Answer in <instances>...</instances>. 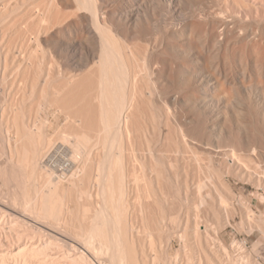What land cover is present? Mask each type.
I'll list each match as a JSON object with an SVG mask.
<instances>
[{
    "label": "bare ground",
    "instance_id": "1",
    "mask_svg": "<svg viewBox=\"0 0 264 264\" xmlns=\"http://www.w3.org/2000/svg\"><path fill=\"white\" fill-rule=\"evenodd\" d=\"M9 57L12 64L17 63L21 88L15 90L20 93L19 99L14 91L18 99L15 104V96L8 91L13 85L7 80L9 88L5 93L15 100L11 97L14 104L6 101L15 112L10 118V112L6 115L9 110L3 107L7 111L2 120L11 121L4 126L5 122L0 120V161H5L3 167L0 165V179L2 186L15 184L19 193L12 196L14 209L9 207L8 200L0 201V264H79L81 260L85 264V250L91 252L98 264H107L102 257L110 264H141L138 259L143 257L136 245L141 255L137 254L132 241L134 230L131 232L129 226L132 223L128 222L131 217L126 203L131 196L135 198L132 193L140 185L148 193L152 190L151 183L142 178L145 172L154 175L161 194L169 193L171 175H176V170L171 173L172 158H181L184 152L193 154L194 159L198 155L203 158V154L214 159L215 153H221V162L216 165L226 176L239 177L240 182L251 183L264 193V176L253 178L247 170L257 169L254 159L264 157V131H260L264 130V0H0L2 81L5 70H11L6 69ZM31 92L36 93L37 100L35 97L33 114L27 116L34 101L29 110L23 105ZM61 117L65 131L57 124L61 132L57 133L55 128L51 135L50 129L47 135L46 129L49 131ZM227 141L231 146L226 148L223 143ZM208 159L207 163L204 161L207 169H203L207 172L215 167L214 161ZM182 160L181 167H192L195 162L187 159L190 166H184L185 159ZM200 171L201 174V168ZM212 171L214 175L218 173ZM221 175H215L218 181L214 180L228 191L229 183ZM197 177L195 187L201 189L205 183L197 181L202 178ZM141 178L145 185L140 183ZM206 178L202 179L208 183L210 178ZM213 181L207 192L216 190ZM230 191L229 198L218 193L215 196L218 194L216 197L229 206L233 198ZM196 192L192 196L199 199ZM207 192L195 202L209 205L205 203L207 199L203 202L210 193ZM2 198L8 199L6 195ZM162 199L168 197L164 195ZM149 201L159 208L155 200ZM133 203L136 205L137 201ZM89 206L93 212L87 210ZM228 206L225 207L230 213ZM161 210L160 218L165 215ZM224 211L221 219L210 212L213 222L216 218L217 231L232 228V218ZM77 220L84 224L79 222L75 227L72 221L78 223ZM196 220L197 225L200 220ZM43 224L59 225L63 231L71 232L84 253L79 250V256L70 255L66 250L71 244L67 238L47 233L39 227ZM195 227V232H189L196 236L198 244H190L197 246L200 242L201 248H194L197 252L201 249L208 261L202 243L209 249L208 240L213 236L208 227ZM30 230L45 234L44 243H40V238V245H36L32 239L35 243L25 246L24 239ZM254 230L264 236L262 217L251 232ZM217 231L210 233L216 236ZM205 235L210 238L206 240ZM179 238L186 243L184 233ZM212 240V247L222 253V258L223 253L227 256L226 246L216 237ZM63 246L69 253L61 251ZM258 246L255 242L253 251ZM182 247L186 248V244ZM212 249L215 250L210 247V253L217 255ZM221 256L215 257L220 263L224 261ZM241 261L257 264L249 255ZM237 263L243 264L238 260Z\"/></svg>",
    "mask_w": 264,
    "mask_h": 264
},
{
    "label": "rangeland",
    "instance_id": "2",
    "mask_svg": "<svg viewBox=\"0 0 264 264\" xmlns=\"http://www.w3.org/2000/svg\"><path fill=\"white\" fill-rule=\"evenodd\" d=\"M10 58V59H9ZM8 59H7V61H6V63L8 64L7 66H6V69L7 70H9V69H11V70H9V71H11V73L9 72V71H6L5 70V72H4V79H3V81L1 80V78H0V95L2 96L1 98H0V102H2V103H0V113H1V116H0V120H1V122L3 123V122H5L3 125L4 126H6V125H8V124H10V122L9 121H11V120H5V121H3L2 120V118H4V117H2V115L3 114H6L5 112L7 111V110H9V111H7V116H8V113L10 114L9 115V117L11 116V117H13V111H14V109L15 108H12V104H14V103H12V102H15V104H16V102L18 101V99H19V94L20 93H18V91L16 92L15 90H20V89H18L19 87L21 88V85H18V84H20V82L18 83L17 81H19L18 79H19V73L17 72V69H16V67H17V63L15 64V63H11L12 62V59H11V57H9ZM18 59V58H17ZM10 60H11V62H10ZM17 61H19V60H17ZM16 61V62H17ZM9 62H10V65H12L11 67H9L10 65H9ZM21 60H20V62H18V63H20L21 64ZM3 64V63H2ZM16 66V67H15ZM14 68L16 69V71L15 72H12V71H14ZM2 67H1V64H0V73H1V71H2ZM17 73V74H16ZM8 74H9V76H11V77H9L8 76ZM11 74V75H10ZM14 74V75H13ZM16 75H18L16 78H15V76ZM7 76H8V78H7ZM0 77H1V74H0ZM16 79V81H15V83L13 82L12 83V80L14 81L15 79ZM7 80H8V82H9V80H11L10 81V84H12V85H10V87L11 88H13V89H9L8 90V86H9V83L7 82ZM5 81V82H4ZM2 82H3V84H5V85H3L2 84ZM7 83H8V85H7ZM1 85H2V88H4L5 89V87H7L5 90L4 89H2L1 88ZM16 85H18V86H16ZM5 86V87H4ZM14 88H16V89H14ZM3 90V91H2ZM9 91L10 92V95L12 94V95H14L15 96V94L17 93V98H16V96L14 97V98H16V100L15 101H12V98L10 97V95H8L9 93H5L6 91ZM7 91V92H8ZM14 91L16 92L15 94H14ZM12 92V93H11ZM32 93V92H31ZM4 94V95H3ZM34 94H36V93H32V95L31 94H29L28 95V99L25 101V105H23V107L24 106H27V109L29 110L30 109V107H32V109L30 110L31 111V114L29 113L28 115H27V113H28V111H27V113H26V115L27 116H31L32 114H33V112L32 111H34V107H35V104L34 103H36V101H34V99H35V97H36V100H37V95L35 96ZM8 96V97H7ZM3 97H4V100H3ZM11 98V100H9ZM32 99H33V101H32ZM9 101L10 103H12L11 105H10V103L8 104L7 103V101ZM12 101V102H11ZM31 101L33 102L32 104H31ZM30 102V103H29ZM8 105H10L9 106V109L7 108V104ZM28 103V105H26ZM4 104H5V106H4ZM29 104H31V106L28 108V106H29ZM34 104V105H33ZM14 106V105H13ZM6 108L7 110H5V112H4V108ZM13 109H11V108ZM16 107V106H15ZM1 110H3V111H1ZM12 110V111H11ZM29 111V112H30ZM2 112H4V113H2ZM15 112V111H14ZM4 116V115H3ZM2 117V118H1ZM8 117V119H10ZM6 121H7V124H6ZM65 123V121H64V119L61 117L60 118V120H59V122H57L56 123V125L54 126V127H52V128H49V131H48V129H46V134L47 135H50V129H52V133H51V135L55 132V131H57V133L62 129L63 131H65L64 130V124ZM57 124L59 125V127L57 126ZM63 125V127H61ZM60 128V130L58 129V128ZM55 128H57L58 130H56ZM54 129H55V131H54ZM61 130V131H62ZM60 131V132H61ZM62 131V132H63ZM260 131H264L263 129H261ZM49 134H48V133ZM59 132V133H60ZM226 143V144H225ZM229 143V144H228ZM221 144V143H220ZM224 145H226L225 147L227 148V147H229V146H231V142H229V141H227V142H224L223 143ZM223 144H221L222 145V147L224 146ZM220 145V146H221ZM262 145L264 146V144L262 143ZM225 148V149H226ZM188 153H190V152H184L183 153V155H186V157H188L187 155H190V157H192L193 159H191L190 157L189 158H184L185 156H183L182 155V157L180 158V156H175L174 157V159L175 158H177L178 157V160H174L173 158H172V168H173V170H171V173L173 174L174 172L173 171H175L176 170V172L174 173V174H176V175H171V190H170V192L168 193V191H164L165 192V194L164 193H160L159 191H158V186H157V184L155 183V177H153L154 175L151 173V175L148 173V172H145V175H144V177H142L144 180H146V183H148V182H150L151 183V187H152V190L151 191H153V193L150 191V193H148L149 191H146L144 188H143V190L141 189L142 188V186H143V184H142V182H144V185H145V181L141 178L140 179V183L142 184V185H140V183H139V185H140V188H139V190L138 191H136V190H134V194H136V193H138L139 195L140 194H143V195H140V198H137L138 197V194L137 195H134L133 193H132V195L133 196H135V198H132V196H131V200L129 201V204H128V202L126 203L127 205H129V206H127V209L129 210L128 212V216L129 217H131V219L129 218L128 219V222L130 223H132V225L131 224H129V226L132 228V230H131V228H130V230H131V232L134 230H136V232H134L133 231V233H131V237H133L132 239V241H133V243H134V246H135V249L137 248V249H141V253H142V255L140 254V252H139V250L137 251V249H136V252H137V254L140 256L141 255V258L142 259H138L139 260V263H145V261L146 262H148L147 264H157L158 263V261H164L163 263L162 262H160L159 264H183V262H184V264H189V263H191V264H197V263H199V264H210V261H212V264H221V263H229V262H231L232 264H238L237 263V260H238V262L240 263H243L241 260H242V258H246V256H248L249 255V257L250 258H252L254 261H256V263L257 264H264V236L258 231V230H254L253 232H251V229H255V225H256V221L260 218V217H262L263 219H264V201H262L261 199V197H264V193H263V191L262 190H260V189H258L257 187H255V186H253L251 183L250 184H248V182H240L242 179L241 178H239V177H236V176H232L231 177V175H229V176H226V175H228V174H224L223 172H222V170L220 169V166H218V165H216V164H220V160L222 159V156L220 155L221 153H215V158L213 159L212 157H208L207 155H205V154H201L202 156H203V158H200L199 159V155H198V159L199 160H202V159H206V158H204L205 156H207L208 158V161L209 160H211L210 162H213L214 163V165H215V167H214V165H213V163L211 164V165H213V169L216 171V173L217 174H215V175H218V174H222L220 177H222L223 178V180L224 181H226V182H228L229 183V190L228 191H230L229 192V194L231 193V195L230 196H232L233 198L232 199H230L231 201H230V204H231V206H230V204H229V206L228 205H224L222 202H221V200L218 198V197H216V196H219V195H221V196H228V191H227V189H226V191L225 190H223V187H222V189H221V185H220V181H219V184L217 185V183H216V181H218V179H217V177L212 173V172H214V171H212L213 169H211V168H209V170L210 171H212V172H210L209 170V172H207V170H203V169H207L206 168V163H207V159H206V163L202 160V162L203 163H205V164H203L202 162H200V161H198V159L197 160H195L196 159V157H195V159H194V155L192 156L191 155V153L190 154H188ZM201 155H200V157H201ZM260 157H262L263 159H261V158H259V159H257L256 157H252V158H256V159H254V167H255V165L258 167L257 169H255V168H252V167H250V168H248L247 170L249 171L248 173L250 174V175H252V177L253 178H256V177H260L261 179L263 178V172H264V157H263V155H261ZM182 158H183V160L185 159V160H187V159H189V160H192L193 162H194V160H195V162H194V164L192 165V167L189 165L190 164V161L188 162V160L187 161H185L184 160V166H186V164H188V166H190L189 168L186 166V167H181V166H183L182 165V163H180V161L182 160ZM180 159V160H179ZM261 159V160H260ZM182 160V161H183ZM176 161H177V165H175V163H176ZM179 161V162H178ZM220 161V162H219ZM196 162H198V164L196 163ZM200 162V163H199ZM210 162L207 164V165H209L210 164ZM219 162V163H218ZM203 164V166H202V164ZM0 165L3 167L4 165H5V161H3V160H1L0 161ZM196 165V166H195ZM200 165H201V167H200ZM176 167V169H174L175 167ZM193 166H195L196 168H193ZM205 166V167H204ZM182 168L181 170L179 169V168ZM198 167H199V169H198ZM208 167V166H207ZM210 167V166H209ZM218 167V168H217ZM177 168H178V170H177ZM192 168V169H191ZM200 168L202 169V173L200 174ZM215 168H217L218 169V171H217V169H215ZM190 170V172L188 171L187 172V170ZM196 169V170H195ZM197 169L199 170V172L197 171ZM181 171V177H180V175H179V172ZM182 170H183V172H182ZM184 170H186V172H184ZM194 170V171H193ZM147 171V170H146ZM193 171V172H192ZM195 171H197L196 173H194ZM203 171H205V172H203ZM207 172V173H206ZM8 174H7V177H8V179H9V173H10V169H8V172H7ZM187 173V175H185ZM189 173V174H188ZM211 173H212V176H213V178H212V176H210L211 175ZM215 173V172H214ZM138 174V173H137ZM146 174H149V175H146ZM202 174H204V175H202ZM209 174V176H207ZM140 175V174H139ZM195 175H199V177H197V176H195ZM138 176V175H137ZM148 176H150V177H148ZM174 176H176V178L174 177ZM185 176H187V178H185ZM192 176H194L193 178H192ZM203 176H204V178H206V180H209V178H210V180H209V182L208 183H210V184H208L207 183V181L205 182L204 180L205 179H202L203 178ZM215 176V177H214ZM146 177V178H145ZM183 177V178H182ZM195 177H197V179H199V178H201L200 180H197V181H200L201 182V180L205 183V185H207L206 187H205V185H204V187L203 188H201V189H198L197 187H195V185L197 184L196 183V181H195ZM176 180H175V179ZM182 179V181H180V179ZM191 178V179H190ZM214 180V178H215V180L213 181L212 179ZM152 181H150V180ZM154 179V180H153ZM186 179V180H185ZM187 179L189 180L187 183H186V187H183V186H185L184 184V181H187ZM193 179V180H192ZM240 179V180H239ZM141 180H143V181H141ZM184 180V181H183ZM194 181V182H192V181ZM148 181V182H147ZM176 181H177V183H176ZM191 181V183L193 184L194 183V185H190L189 184V182ZM211 181H213V182H215L214 183V185H215V188H216V190L218 191H216L215 189H213V190H211V191H208V192H210L209 194H210V196H212V197H210V198H212V200L210 201L211 202V204H212V208L218 213V214H216V212H214L215 214H213V212H211L210 211V207L211 206H209V205H211L210 204V202L209 201H207L208 199H209V194H206L207 195V197L206 198H204V200H203V202H205V199H207L206 200V204H209V205H205L203 202H202V204H204L205 206H203V205H201V202L200 203H196V202H198V200H200V197L203 199V196L205 197V195H204V193H206L207 191V189H212V187H209L210 185H211ZM154 182V183H153ZM181 183V185H180V183ZM202 182V183H203ZM176 183V184H175ZM182 183H183V185H182ZM196 183V184H195ZM207 183V184H206ZM156 184V185H155ZM15 184H13L12 182L11 183H8L7 184V186H2V181H1V179H0V189H2V191L0 190V201H7L8 200V204H9V207L10 208H13L14 209V207L12 206V196H13V194H16V193H19V191H18V189H16V186H14ZM155 185V186H154ZM177 185V186H176ZM252 185V186H251ZM157 186V187H156ZM179 186L181 187L180 189H179ZM187 186L189 187L188 188V191H187V189L185 190V188H187ZM190 186H192V188L190 187ZM197 186V185H196ZM212 186V185H211ZM218 186H220V187H218ZM15 187V188H14ZM153 187H155V188H153ZM208 187V188H207ZM214 187V186H213ZM5 188V189H4ZM183 188V189H182ZM255 188H257V189H255ZM157 189V190H156ZM198 189V190H197ZM12 190H16V191H12ZM185 190V191H184ZM197 192H196V191ZM199 190H201V192L199 191ZM215 190V191H214ZM135 191H136V193H135ZM155 191V192H154ZM184 191V192H183ZM193 191H194V194H193ZM201 193V194H198L199 192ZM141 192V193H140ZM143 192V193H142ZM158 192L161 194H158ZM177 192V193H176ZM195 192H196V196H199V199H197L198 197H196V199H194V196H195ZM207 192V193H208ZM214 192V193H213ZM153 195H152V194ZM176 193V194H175ZM186 193H188V194H186ZM216 193H218L216 196H215V194ZM150 196H149V195ZM172 194V195H171ZM185 194V195H184ZM213 194H214V197H213ZM5 195H6V197H8V199L6 198V200H2L3 198L2 197H5ZM92 195V194H91ZM154 195H156V196H154ZM157 195H159V196H157ZM164 195H165V198H167L168 197V199H162V198H164ZM166 195H168V196H166ZM170 195L171 196H173L174 198H175V200L172 198L171 199V197H170ZM179 197H178V196ZM192 195H194V196H192ZM201 195V196H200ZM137 196V197H136ZM146 196V197H145ZM147 196L148 197H151V198H149V200H155V202H157L156 203V205L158 206L159 205V208H157L156 206H155V203H153L152 204V202H154V201H149L148 200V198H147ZM154 196V197H153ZM192 196V197H191ZM143 197V199H144V197H145V199H147V201L149 202H147L145 199L144 200H142L141 198ZM152 197H153V199H152ZM157 197H159V198H156ZM160 197H161V199H160ZM186 197V198H185ZM155 198V199H154ZM188 198V199H187ZM192 198V199H191ZM227 198H229V197H227ZM133 199H136V201H137V203H136V205L137 204H139L140 202H139V200H142L143 201V203L144 204H146V205H148L147 207H146V205L144 206V204H142L141 205V203H140V205H132V203L135 201V200H133ZM137 199H139V200H137ZM159 199V200H158ZM219 199V200H218ZM82 200V199H81ZM83 200H85V199H83ZM89 199H86V201H88ZM90 200H92V198L90 199ZM164 200V201H163ZM192 200V201H191ZM210 200V199H209ZM213 200H214V202H213ZM85 201V202H86ZM135 201V202H136ZM141 201V202H142ZM146 201V202H145ZM161 201V202H160ZM166 201V202H165ZM194 202V204L193 203H191V202ZM196 201V202H195ZM216 201V202H215ZM84 202V203H85ZM90 202V201H89ZM135 202L133 203V204H135ZM139 202V203H138ZM209 202V203H208ZM148 203V204H147ZM161 203V204H160ZM243 203H245V204H243ZM92 205V204H91ZM133 207H132V206ZM197 207H196V206ZM198 205H201V206H198ZM135 206V207H134ZM225 206H228V208H230V213L228 212L229 211V209H227V207H225ZM90 208H88L87 210H91V212H93L94 211V209L91 207V206H89ZM128 207H130V208H128ZM140 207H144V208H140ZM162 208V210H161V208ZM246 207H247V209L250 211L249 212V215H248V210H246ZM70 209H75V206L73 207V206H71V207H69ZM92 208V209H91ZM134 208V211L132 210V209ZM194 208H196V209H198V211H199V209H200V211L198 212L196 209V211L198 212H196L195 210H194ZM135 209H136V211H135ZM143 209V210H142ZM159 209L161 210V213L162 214H165L163 217L165 218V220H162L163 219V217L162 218H160L159 217V215H160V211H159ZM213 209H211L212 211H213ZM93 210V211H92ZM130 210H132V212L134 213H132ZM181 210V212H179ZM227 211L229 214H230V216H231V220H230V223H231V226H232V228L231 227H226V228H224V229H219L218 231L216 230L217 228H216V222H215V220H216V218L214 219V222H213V218H211V217H213V216H217V215H219L218 216V218L219 219H221V217H223V211ZM247 211V213L246 212H244V211ZM163 211V212H162ZM195 211V212H194ZM224 211V212H225ZM90 212V211H89ZM91 212H90V214H91ZM133 214V216H132V214ZM213 214V216L211 215V213ZM233 213V215H232V213ZM142 213H144V214H142ZM197 213V214H196ZM200 213V214H199ZM247 215H246V214ZM129 214H131V215H129ZM194 214H196V215H194ZM251 214V215H250ZM211 215V216H210ZM221 215V216H220ZM196 216H198V217H196ZM248 216H250V217H248ZM198 218L197 220H200V221H197L196 220V218ZM202 217V218H201ZM132 218H135V221L134 220H132ZM171 218V219H170ZM176 218V220H174V219ZM202 219H203V221H202ZM72 220V219H71ZM132 220V221H131ZM171 220V221H170ZM174 220V222H172ZM197 221L198 223H197V225H196V223L194 222V221ZM77 222L78 223H76V221H75V223L72 221V223L73 224H75V227H78L80 224H84V223H82L83 221H78L77 220ZM79 222H80V224H79ZM86 222V221H85ZM208 222V223H207ZM202 223V224H201ZM207 223V224H206ZM209 223H210V226H212V228L209 226ZM198 224H199V229L200 230H203V229H206L207 227V231H208V233H209V235H211V236H213L212 238H214L215 239V237L220 241V242H222L223 243V245L224 246H226V248L228 249V254H226L227 256H225L224 257V253H223V258H222V253H220V251L219 250H217V248L216 247H212V245L214 244V243H212L213 242V240H212V238H210V236L209 235H205V238H206V240L207 239H209L208 241H209V243H210V247L211 248H215V250H213L212 249V251L214 252V253H217V255L215 254H211L210 253V247H209V249H207L206 247H205V244L204 243H202V247H204L203 249L205 250V252H206V254L208 255V258H209V260L208 261H206V259H205V257H204V255H202L201 254V251H199V250H201V249H198V252H197V248L196 247H198L199 245V247L198 248H201V244H200V242H199V245H197V246H194L195 244H198L197 242V239L195 240V238H196V236L193 234V233H190L191 231L192 232H195L194 230H195V226H198ZM205 224V225H204ZM50 224H43V225H41V226H39V227H41L42 229L44 228V230L45 231H48L47 233H50V232H52L51 234H53V235H56V236H58L59 237V235H57V234H60V235H63V236H60L61 238H63V239H66L67 238V241H69L71 244H70V246H74L73 248L72 247H70V246H66L67 247V251H70V255H75V256H79L80 254H78L79 253V250H80V253L81 252H83L84 251V248H82V246H80V245H78L77 243H78V241L76 240V239H73L72 238V233L71 232H68V231H63V229H61V227L59 226V225H51V226H49ZM133 225H135V226H133ZM185 225H187V228H184V226ZM206 226V225H208L207 227H204V226ZM42 226H44V227H42ZM133 226V227H132ZM215 228H214V227ZM136 227V228H135ZM195 227V228H194ZM204 227V228H203ZM184 228V229H183ZM214 231V229H215V231H217V233H215L216 234V236H214V233H210V232H212V230ZM46 229H48V230H46ZM183 229V230H182ZM226 229V230H225ZM51 230V231H50ZM211 230V231H210ZM221 230V231H220ZM144 231H145V233L146 234H144ZM147 231H149V232H147ZM190 231V232H189ZM187 232V233H186ZM71 233V234H70ZM135 233V237L136 238H138L137 240L135 239V237L133 236V234ZM150 233V234H149ZM183 233H184V236H185V238H186V243H184V244H186V248H184V247H182L184 244L182 243V241H181V238H179L181 235H183ZM138 234V237L136 236ZM149 234V235H148ZM180 234V235H179ZM192 235V236H189V235ZM45 235V234H44ZM43 234H41V233H39L38 231H29L28 232V236L24 239V244H26V243H29V245L28 244H26L25 246H30L32 243H35V241H36V245L37 244H39L40 245V243H44V237L46 238V236H44ZM194 235V236H193ZM64 237H66V238H64ZM189 237V238H188ZM209 237V238H208ZM38 240H37V239ZM40 238H41V240H40ZM42 238H43V240H42ZM71 238V239H70ZM27 239V240H26ZM32 239L34 240L35 239V241L33 242L32 241ZM69 239V240H68ZM134 239H135V241H134ZM27 242H26V241ZM41 242H40V241ZM70 240H72V241H70ZM74 240V241H73ZM29 241V242H28ZM32 241V242H31ZM40 242V243H38V242ZM181 241V242H180ZM207 241V242H208ZM73 242H77L76 243V245L73 243ZM196 242V243H195ZM255 242H258L259 243V246H258V248H257V250L256 251H253L254 249H253V244L255 243ZM31 243V244H30ZM136 243V244H135ZM193 243L194 245H191V244ZM183 244V245H182ZM136 245H137V247H136ZM204 245V246H203ZM27 246V247H28ZM189 246V247H188ZM76 247V248H75ZM77 247L78 248H80V249H77ZM142 247V248H141ZM182 247V248H181ZM190 247H195L194 248V250L191 248L190 249ZM74 248H75V250L77 251H75L74 250ZM82 248V249H81ZM185 250H184V249ZM56 250H57V248H55ZM188 251H187V250ZM190 249V250H189ZM65 249H64V246H63V250H61V251H64V253H69V252H67ZM71 250H73V251H71ZM82 250V251H81ZM187 251V252H184V251ZM191 250H193V251H191ZM143 251V252H142ZM74 252V253H73ZM85 252V253H84ZM83 253L85 254V256H87L86 257V259H87V261H85L86 263L85 264H87V262L89 263V264H98L97 263V259L94 257V256H92L90 253L91 252H89L88 250L86 251H84ZM139 252V253H138ZM189 252V253H188ZM212 252V253H213ZM218 252H219V255H218ZM72 253V254H71ZM77 255H76V254ZM202 253H203V251H202ZM88 254H89V256H88ZM194 256H193V255ZM198 256H197V255ZM204 254V253H203ZM92 257H91V256ZM139 256H137V258H140ZM188 257V258H186V257ZM217 256V257H216ZM218 256H221V258L224 260L223 262H218L217 260H219V259H215V257L216 258H218ZM192 258V260H189V259H191ZM194 257V258H193ZM195 257H196V260H195ZM197 257H199V259L200 260H197ZM62 258V257H61ZM61 258H60V260H61ZM76 258V257H75ZM77 258H79V257H77ZM94 258V259H93ZM63 259V258H62ZM85 259V260H86ZM96 259V261H94ZM144 259V260H143ZM188 259V260H187ZM89 260V261H88ZM101 260L103 261V262H106L107 264H110L109 263V261H108V259L107 258H101ZM82 261V260H81ZM81 261H79V264H83L84 263V261H83V263L81 262ZM93 262V263H91V262ZM144 261V262H143ZM187 261H189V263H186ZM197 261H200V262H197ZM220 261V260H219ZM61 262V261H60ZM63 262V261H62ZM250 262V261H249ZM246 263V262H245ZM245 263H243V264H245ZM249 264H251V263H249Z\"/></svg>",
    "mask_w": 264,
    "mask_h": 264
}]
</instances>
